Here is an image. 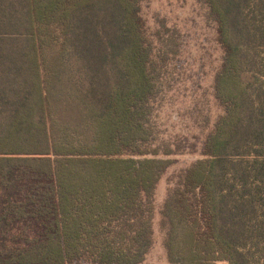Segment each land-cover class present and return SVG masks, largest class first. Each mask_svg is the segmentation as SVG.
<instances>
[{
	"label": "trees",
	"instance_id": "1",
	"mask_svg": "<svg viewBox=\"0 0 264 264\" xmlns=\"http://www.w3.org/2000/svg\"><path fill=\"white\" fill-rule=\"evenodd\" d=\"M195 1L214 117L143 0H0V264H146L158 184L198 149L158 209L167 264H264V0ZM177 70L199 136L164 140Z\"/></svg>",
	"mask_w": 264,
	"mask_h": 264
},
{
	"label": "rangeland",
	"instance_id": "2",
	"mask_svg": "<svg viewBox=\"0 0 264 264\" xmlns=\"http://www.w3.org/2000/svg\"><path fill=\"white\" fill-rule=\"evenodd\" d=\"M142 12L152 28L155 26V16L158 15L166 17L172 25L182 31L185 44L182 63L185 62L182 66L187 74L192 76L195 85L199 83L201 86V89L196 90V93L198 101L203 103L204 114L208 110L206 107L209 103V109L214 117L218 109L209 94L212 92L213 72L219 65L221 51L215 40L214 29L203 18L204 10L197 6L195 0H143ZM193 63L196 68H193L195 67ZM201 71L203 74L200 73ZM181 80L182 76L178 75L177 70L171 83L173 89L165 91L163 96L167 100L166 104L157 113L156 123L159 136L164 140L171 138L183 140V138L199 136L198 132L192 129V123L186 118L187 112L193 108V104L190 103L189 98H185L186 94L190 95L191 92L186 90L184 79ZM203 93L205 97L202 96ZM190 144L194 145L196 142L191 139ZM200 157V149L195 154L187 153L173 157L172 166L160 180L156 191L157 214L154 221L156 239L146 264H167L166 252L162 243L163 238L158 226V209L166 197L169 179Z\"/></svg>",
	"mask_w": 264,
	"mask_h": 264
}]
</instances>
